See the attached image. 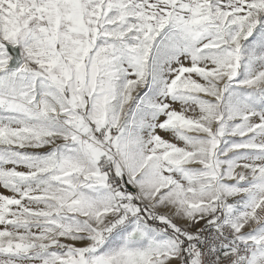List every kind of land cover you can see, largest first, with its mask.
I'll list each match as a JSON object with an SVG mask.
<instances>
[{"label":"snow or ice","instance_id":"6c2138e0","mask_svg":"<svg viewBox=\"0 0 264 264\" xmlns=\"http://www.w3.org/2000/svg\"><path fill=\"white\" fill-rule=\"evenodd\" d=\"M0 187V264H264V0H0Z\"/></svg>","mask_w":264,"mask_h":264},{"label":"rangeland","instance_id":"374dc122","mask_svg":"<svg viewBox=\"0 0 264 264\" xmlns=\"http://www.w3.org/2000/svg\"><path fill=\"white\" fill-rule=\"evenodd\" d=\"M177 108H179V106L177 105ZM0 192H3L4 194H11V193H8V192H6L2 187H0Z\"/></svg>","mask_w":264,"mask_h":264}]
</instances>
